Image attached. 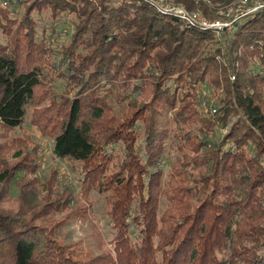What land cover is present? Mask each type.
Wrapping results in <instances>:
<instances>
[{"label": "trees", "instance_id": "trees-1", "mask_svg": "<svg viewBox=\"0 0 264 264\" xmlns=\"http://www.w3.org/2000/svg\"><path fill=\"white\" fill-rule=\"evenodd\" d=\"M118 1L46 0L53 18L75 17L70 40L57 51L65 88L48 93L52 154L79 164L86 203L92 190L107 194L112 249L94 256L61 243L48 216L87 212L70 206L68 194L67 204L45 203L43 213L32 203L0 209V264H264V7L233 23L221 42L141 0ZM177 1L208 13L202 0ZM28 20L17 25L23 34L10 27L0 47L4 132L20 127L36 90L48 84L40 57L51 49L34 41ZM204 84L215 96L208 118L197 111ZM145 92L150 98L139 100ZM170 112L178 132L196 129L178 134V167L163 182L169 131L159 118ZM44 115L33 112L31 121L46 133ZM231 116L237 120L219 141L216 128ZM19 171L0 159V202Z\"/></svg>", "mask_w": 264, "mask_h": 264}, {"label": "rangeland", "instance_id": "rangeland-1", "mask_svg": "<svg viewBox=\"0 0 264 264\" xmlns=\"http://www.w3.org/2000/svg\"><path fill=\"white\" fill-rule=\"evenodd\" d=\"M64 1V0H63ZM118 1V0H116ZM120 1V0H119ZM119 1L116 5H119ZM149 6H153L155 12L159 15H169L165 10L175 11L181 9L187 13H196L203 16L211 22H221L230 26L231 23L241 21L244 16H247L259 9L258 5L264 7V0H239L231 2L229 5H221L220 3L212 4L204 1L209 6L208 13L205 15L200 10H188L184 3L177 0H141ZM69 4H73L72 0H67ZM46 0H0V11L4 12L9 21H4L0 18V47L8 42V29L10 34H14L18 27V23L27 17L28 21L34 25V41L39 42L42 39L43 45L49 47V53L41 55L42 74L46 76L48 82L45 86L40 87L35 92V103L26 108V114L20 127L11 132H4L0 129V159L4 163V167L8 169L23 168V171L16 173L12 181H9L3 187V200L0 202V209L16 211L18 205L32 203L36 205L38 211H47L45 203H53L56 205L67 204L68 194L74 199L70 206L75 203L82 204L85 207V216H66L69 212H52L48 216V223L55 226V230L59 233L61 243L69 248H75L79 251L90 252L97 256L104 253L108 249H112L107 243L112 231L107 217V205L105 202L106 193H99L92 190L88 193L87 202L83 194L82 179L80 166L69 159H58L52 154V135L54 134L53 127L50 123L51 109L48 93L52 92L59 95L65 88V80L59 79V53L57 52L61 46L70 40L75 23L73 14L63 12L58 13V16L52 17L51 10L47 7ZM256 9V10H255ZM12 20V22H10ZM11 23H14L12 25ZM235 30V26L224 27L221 31H210L216 40L222 42L223 36H230ZM17 38H22L19 33ZM48 49V48H47ZM34 55V54H33ZM212 88L207 84L200 86L197 93L200 98V104L197 108L199 117L208 118L213 114L215 96H212ZM54 91V92H53ZM187 90H181L179 93H187ZM52 95V94H51ZM70 97L72 92L67 93ZM149 92H145L139 100L146 101L149 99ZM212 107V108H211ZM37 112H45L44 118L40 120L41 125L45 126L46 133H43L32 121V115ZM172 113H163L159 118V123L166 125L169 131V137L166 140L165 151L162 159V180H168L174 168L178 167L180 160V152L178 147V134L182 135L191 131L194 134L195 126L185 128L181 132L176 130V126L171 121ZM46 116V117H45ZM51 117V116H50ZM48 119V120H47ZM237 117L231 116L227 124L222 128H216V137L220 139L226 135ZM231 143V142H230ZM229 146H232L231 144ZM109 151L115 154L116 151L111 148ZM115 163V162H114ZM111 164L107 169V174H112ZM28 168V169H27ZM33 169L34 173H30ZM85 185V184H84ZM20 186H24L20 196ZM20 199V202H19ZM87 204L90 206L86 208ZM166 202H163L161 208H165ZM77 207V206H76ZM87 209V210H86ZM37 211V212H38ZM40 223L39 221L37 222ZM36 223V224H37ZM41 224V223H40Z\"/></svg>", "mask_w": 264, "mask_h": 264}, {"label": "built area", "instance_id": "built-area-1", "mask_svg": "<svg viewBox=\"0 0 264 264\" xmlns=\"http://www.w3.org/2000/svg\"><path fill=\"white\" fill-rule=\"evenodd\" d=\"M258 6L260 8L261 5ZM165 12L179 19V21L182 22V24L188 28L194 27L201 30H206V31L214 30L217 32L218 30L221 31L224 27L232 28L234 26L233 23H231L230 26H228L227 24H223L221 22H211L205 19L203 16H200L196 13H187L186 11L181 9H176L175 11L165 10ZM211 112L215 113V110L211 109Z\"/></svg>", "mask_w": 264, "mask_h": 264}]
</instances>
